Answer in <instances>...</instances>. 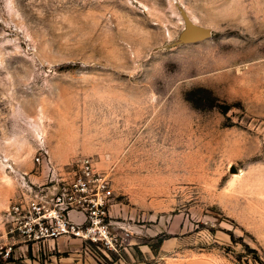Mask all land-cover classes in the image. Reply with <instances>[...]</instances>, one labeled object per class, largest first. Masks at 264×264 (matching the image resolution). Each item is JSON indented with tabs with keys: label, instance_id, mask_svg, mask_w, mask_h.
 <instances>
[{
	"label": "rangeland",
	"instance_id": "1",
	"mask_svg": "<svg viewBox=\"0 0 264 264\" xmlns=\"http://www.w3.org/2000/svg\"><path fill=\"white\" fill-rule=\"evenodd\" d=\"M179 3L210 37L176 42ZM83 156L117 249L0 264H264V0H0V244L21 180Z\"/></svg>",
	"mask_w": 264,
	"mask_h": 264
},
{
	"label": "built area",
	"instance_id": "2",
	"mask_svg": "<svg viewBox=\"0 0 264 264\" xmlns=\"http://www.w3.org/2000/svg\"><path fill=\"white\" fill-rule=\"evenodd\" d=\"M48 155L47 149L40 151L36 161ZM47 176L43 183L21 180L23 190L8 209L7 239L0 252L10 255L17 242L44 247L65 235L96 243L105 252L116 250L121 241L109 213L110 175L92 157L83 156L70 167L50 164Z\"/></svg>",
	"mask_w": 264,
	"mask_h": 264
},
{
	"label": "water",
	"instance_id": "3",
	"mask_svg": "<svg viewBox=\"0 0 264 264\" xmlns=\"http://www.w3.org/2000/svg\"><path fill=\"white\" fill-rule=\"evenodd\" d=\"M178 6L183 16L185 25L179 33L176 40L177 43L197 42L212 35L213 29L211 27L194 21L188 10L181 3H179Z\"/></svg>",
	"mask_w": 264,
	"mask_h": 264
},
{
	"label": "crops",
	"instance_id": "4",
	"mask_svg": "<svg viewBox=\"0 0 264 264\" xmlns=\"http://www.w3.org/2000/svg\"><path fill=\"white\" fill-rule=\"evenodd\" d=\"M79 243L82 244V240L76 237H69V236H61L55 240H51L49 245L51 246V250L49 251L50 256H56L57 252H61L66 250L68 252V246H76ZM56 264H68V259L65 261H56ZM74 264H92L89 261H76ZM125 264H136L131 262H126Z\"/></svg>",
	"mask_w": 264,
	"mask_h": 264
},
{
	"label": "bare ground",
	"instance_id": "5",
	"mask_svg": "<svg viewBox=\"0 0 264 264\" xmlns=\"http://www.w3.org/2000/svg\"><path fill=\"white\" fill-rule=\"evenodd\" d=\"M195 21V20H194Z\"/></svg>",
	"mask_w": 264,
	"mask_h": 264
}]
</instances>
